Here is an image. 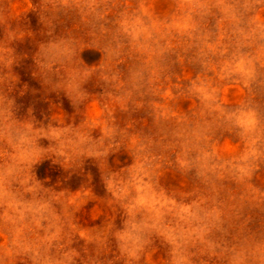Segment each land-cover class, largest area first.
<instances>
[{
	"label": "rangeland",
	"instance_id": "obj_1",
	"mask_svg": "<svg viewBox=\"0 0 264 264\" xmlns=\"http://www.w3.org/2000/svg\"><path fill=\"white\" fill-rule=\"evenodd\" d=\"M0 264H264V0H0Z\"/></svg>",
	"mask_w": 264,
	"mask_h": 264
}]
</instances>
